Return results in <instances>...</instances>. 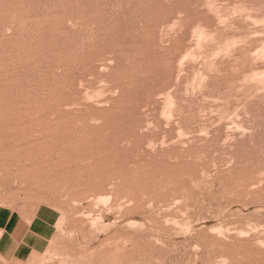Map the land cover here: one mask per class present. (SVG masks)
<instances>
[{
  "label": "rangeland",
  "instance_id": "rangeland-1",
  "mask_svg": "<svg viewBox=\"0 0 264 264\" xmlns=\"http://www.w3.org/2000/svg\"><path fill=\"white\" fill-rule=\"evenodd\" d=\"M0 264H264V0H0Z\"/></svg>",
  "mask_w": 264,
  "mask_h": 264
},
{
  "label": "crops",
  "instance_id": "crops-1",
  "mask_svg": "<svg viewBox=\"0 0 264 264\" xmlns=\"http://www.w3.org/2000/svg\"><path fill=\"white\" fill-rule=\"evenodd\" d=\"M27 235H30V236L27 239L24 238V243L27 245L26 247L30 248V250H36V249L40 248L39 246L35 245V244H37L35 242V240L38 241V242H40L41 240H45L44 232L41 235V234L38 233V230H36V228H35V230L32 229V231L30 233H28Z\"/></svg>",
  "mask_w": 264,
  "mask_h": 264
}]
</instances>
